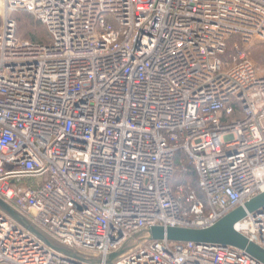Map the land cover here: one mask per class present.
Masks as SVG:
<instances>
[{
	"label": "built area",
	"instance_id": "built-area-1",
	"mask_svg": "<svg viewBox=\"0 0 264 264\" xmlns=\"http://www.w3.org/2000/svg\"><path fill=\"white\" fill-rule=\"evenodd\" d=\"M0 200L105 259L151 228L233 230L264 253V0H0ZM187 165L179 176L177 156ZM0 264H88L0 212ZM114 264H264L230 245L150 240Z\"/></svg>",
	"mask_w": 264,
	"mask_h": 264
},
{
	"label": "water",
	"instance_id": "water-1",
	"mask_svg": "<svg viewBox=\"0 0 264 264\" xmlns=\"http://www.w3.org/2000/svg\"><path fill=\"white\" fill-rule=\"evenodd\" d=\"M264 206V194L260 195L256 199L252 200L250 203L246 204V209L249 212H253L260 207ZM0 212L8 216L11 220L17 223L19 226L28 230L31 234L40 239L48 247L54 251L74 259L79 262H84L88 264H101V258L90 257L84 254L73 251L69 248L64 247L59 244L46 233L34 226L27 218L15 211L13 208L5 204L0 200ZM245 213L242 209L237 210L221 220L215 226L201 231L180 229V228H151L147 229L133 238H131L119 251L108 256L105 259V264H114V262L125 252L133 249L138 244L150 241V240H168L173 242H193L196 244H219V245H230L241 250H244L249 256L254 258L251 254H260L251 248H257L248 242H243L233 230V225L240 219L244 217ZM250 250V252L248 251ZM251 253V254H250ZM264 254V253H263ZM264 256V255H263ZM255 259V258H254ZM256 260V259H255Z\"/></svg>",
	"mask_w": 264,
	"mask_h": 264
},
{
	"label": "rangeland",
	"instance_id": "rangeland-1",
	"mask_svg": "<svg viewBox=\"0 0 264 264\" xmlns=\"http://www.w3.org/2000/svg\"><path fill=\"white\" fill-rule=\"evenodd\" d=\"M5 16L9 20L15 22L16 25V37L20 40H37L38 42L46 43L48 42V34L46 29L32 16L23 13V12H15L5 15V12L0 9V28L3 26L5 22ZM249 58L256 66V68L260 72H264V42L255 43L249 54ZM177 168L176 176L180 175L182 172L183 166L187 165L186 160L183 158L181 154L177 156L176 160ZM243 242L247 243V239L242 235H237ZM252 250L260 253L258 254H251L256 260L259 262L264 263V254L262 250L258 248H251ZM250 252V250H248Z\"/></svg>",
	"mask_w": 264,
	"mask_h": 264
},
{
	"label": "trees",
	"instance_id": "trees-1",
	"mask_svg": "<svg viewBox=\"0 0 264 264\" xmlns=\"http://www.w3.org/2000/svg\"><path fill=\"white\" fill-rule=\"evenodd\" d=\"M33 42H38L37 40H32ZM39 43H43V42H39Z\"/></svg>",
	"mask_w": 264,
	"mask_h": 264
}]
</instances>
